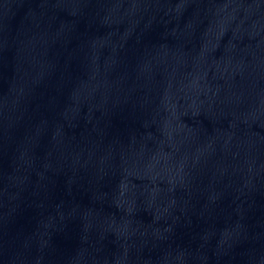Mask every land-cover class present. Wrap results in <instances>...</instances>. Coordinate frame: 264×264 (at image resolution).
I'll return each instance as SVG.
<instances>
[{
	"label": "water",
	"instance_id": "obj_1",
	"mask_svg": "<svg viewBox=\"0 0 264 264\" xmlns=\"http://www.w3.org/2000/svg\"><path fill=\"white\" fill-rule=\"evenodd\" d=\"M0 264H264V0H0Z\"/></svg>",
	"mask_w": 264,
	"mask_h": 264
}]
</instances>
